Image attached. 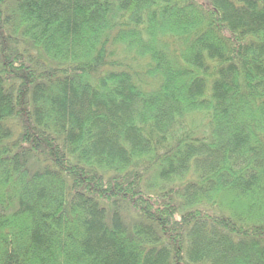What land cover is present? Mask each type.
<instances>
[{
    "label": "trees",
    "instance_id": "obj_1",
    "mask_svg": "<svg viewBox=\"0 0 264 264\" xmlns=\"http://www.w3.org/2000/svg\"><path fill=\"white\" fill-rule=\"evenodd\" d=\"M0 264H264V0H0Z\"/></svg>",
    "mask_w": 264,
    "mask_h": 264
},
{
    "label": "rangeland",
    "instance_id": "obj_2",
    "mask_svg": "<svg viewBox=\"0 0 264 264\" xmlns=\"http://www.w3.org/2000/svg\"><path fill=\"white\" fill-rule=\"evenodd\" d=\"M200 1H204V0H200Z\"/></svg>",
    "mask_w": 264,
    "mask_h": 264
}]
</instances>
